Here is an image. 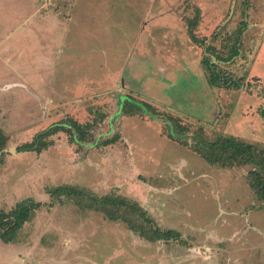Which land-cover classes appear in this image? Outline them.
<instances>
[{
	"label": "rangeland",
	"instance_id": "obj_1",
	"mask_svg": "<svg viewBox=\"0 0 264 264\" xmlns=\"http://www.w3.org/2000/svg\"><path fill=\"white\" fill-rule=\"evenodd\" d=\"M194 20L219 54L240 49L220 64L242 88L209 82ZM263 30L264 0H0V211L46 203L15 242L0 240V264H264L252 166L192 148L224 136L264 147V88L248 79ZM67 118L95 122L91 139L61 131L41 152L18 150ZM171 119L184 133L171 137ZM61 184L135 200L181 239L147 240L68 199L50 205L46 188Z\"/></svg>",
	"mask_w": 264,
	"mask_h": 264
},
{
	"label": "trees",
	"instance_id": "obj_2",
	"mask_svg": "<svg viewBox=\"0 0 264 264\" xmlns=\"http://www.w3.org/2000/svg\"><path fill=\"white\" fill-rule=\"evenodd\" d=\"M191 23L190 34L195 36L193 28L197 25V21L194 20ZM194 36H192L193 40L203 45L205 49L202 64L208 72L209 82L213 86L242 88L243 84L234 78L229 71L222 69L220 64L221 62L233 60L240 54V49L235 45L228 56H223L216 52L215 46L208 44L206 37L199 38ZM140 106H144L148 113L153 111L152 106L147 102H141ZM134 112L135 108L133 107L126 111L128 114H133ZM258 112L264 118V107H260ZM152 115L154 117L157 116L154 112ZM170 125L171 137L184 133V128L176 120L171 119ZM94 126L95 122L80 123L67 118L40 132L31 141L19 146L18 150L41 152L54 143L51 137L61 131L67 133L73 143L88 142L91 139V131ZM118 136L119 134H116L112 138L105 140L103 144L115 142ZM6 144L7 136L0 129V153H3ZM192 148L211 164H217L222 167H232L235 163L251 165L252 169L247 175L248 182L257 198L264 204V147L236 136H224L213 142L194 143ZM46 189L52 198V201L49 202L50 205H53L56 201L62 202L68 199L74 201L83 210L101 211L109 220L125 221L130 229L138 232L140 236L147 240L181 239L180 231L162 229L143 206L125 196L114 193L99 195L87 187L72 184H61L47 187ZM43 206H46V203L33 197H27L18 201L11 209L1 210L0 240L7 244L15 242L26 223L32 220L37 211Z\"/></svg>",
	"mask_w": 264,
	"mask_h": 264
},
{
	"label": "crops",
	"instance_id": "obj_3",
	"mask_svg": "<svg viewBox=\"0 0 264 264\" xmlns=\"http://www.w3.org/2000/svg\"><path fill=\"white\" fill-rule=\"evenodd\" d=\"M253 77L257 78L256 82L260 83L259 87H263L264 88V30L262 31V34H261L257 49H256L255 54H254V62L252 63V65L250 67V70L248 71V79L252 80ZM247 96L249 97V95H247ZM257 98L258 99L255 100V103L257 101L260 104L262 100L259 97H257ZM260 107L261 106H259V108ZM255 117L257 119H259L258 118L259 117L258 112L255 113ZM246 118H248V117L246 116ZM260 120L261 119H259V121ZM261 121L264 122V118ZM254 130H256L255 127L252 128V131H254ZM252 131H251V133H252Z\"/></svg>",
	"mask_w": 264,
	"mask_h": 264
}]
</instances>
